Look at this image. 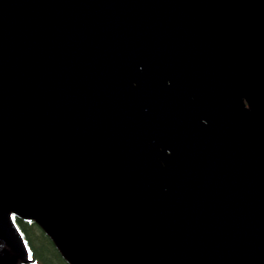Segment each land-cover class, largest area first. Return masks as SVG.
<instances>
[{"label": "water", "instance_id": "95a60500", "mask_svg": "<svg viewBox=\"0 0 264 264\" xmlns=\"http://www.w3.org/2000/svg\"><path fill=\"white\" fill-rule=\"evenodd\" d=\"M10 209L72 264H264V0H0Z\"/></svg>", "mask_w": 264, "mask_h": 264}, {"label": "trees", "instance_id": "16d2710c", "mask_svg": "<svg viewBox=\"0 0 264 264\" xmlns=\"http://www.w3.org/2000/svg\"><path fill=\"white\" fill-rule=\"evenodd\" d=\"M27 261L20 264H69L51 238L32 220L13 216Z\"/></svg>", "mask_w": 264, "mask_h": 264}, {"label": "rangeland", "instance_id": "374dc122", "mask_svg": "<svg viewBox=\"0 0 264 264\" xmlns=\"http://www.w3.org/2000/svg\"><path fill=\"white\" fill-rule=\"evenodd\" d=\"M17 254H12L10 250L7 249V245L0 240V259H12L16 260Z\"/></svg>", "mask_w": 264, "mask_h": 264}]
</instances>
